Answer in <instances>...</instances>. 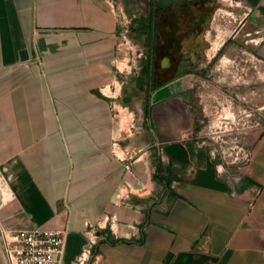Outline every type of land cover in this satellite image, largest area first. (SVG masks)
I'll return each instance as SVG.
<instances>
[{
    "label": "crops",
    "instance_id": "obj_1",
    "mask_svg": "<svg viewBox=\"0 0 264 264\" xmlns=\"http://www.w3.org/2000/svg\"><path fill=\"white\" fill-rule=\"evenodd\" d=\"M122 1L135 17L181 0ZM239 2L264 64V0ZM119 3L0 0V225L64 229L59 264L79 263L91 245L86 264H264V136L240 183L193 151L183 94L195 74L183 61L146 117L125 67ZM140 94L143 130L133 131ZM158 157L172 169L169 188L155 178ZM105 229L144 240L113 244Z\"/></svg>",
    "mask_w": 264,
    "mask_h": 264
},
{
    "label": "rangeland",
    "instance_id": "obj_2",
    "mask_svg": "<svg viewBox=\"0 0 264 264\" xmlns=\"http://www.w3.org/2000/svg\"><path fill=\"white\" fill-rule=\"evenodd\" d=\"M206 8L184 7L168 11L162 19L165 34L182 42L178 56L184 68L195 74L183 94L190 119L184 139L206 151L232 182L240 183L246 181L253 152L264 136V64L252 54V41L246 40L242 27L247 9L239 0H216ZM122 47L130 57V65L125 64L128 74L136 75L145 46L129 34ZM141 94L129 108L134 111L129 117L133 131L143 130Z\"/></svg>",
    "mask_w": 264,
    "mask_h": 264
},
{
    "label": "trees",
    "instance_id": "obj_3",
    "mask_svg": "<svg viewBox=\"0 0 264 264\" xmlns=\"http://www.w3.org/2000/svg\"><path fill=\"white\" fill-rule=\"evenodd\" d=\"M210 2L214 4L216 0H181L180 2L169 4H160L153 1L151 10L147 15L132 17L130 36L137 41H142L145 46L144 56L140 60V70L138 74L133 75L132 79L136 89L145 93V105L143 109L146 117H150L151 115L152 92L167 81L176 77L183 61V57L178 56V51L181 49L182 42L180 40H173L171 36L165 34L162 24L163 17L168 11L179 12L182 11L184 7H189L198 11H206V5ZM165 57L169 59V64L167 66L163 64V58ZM190 71L191 70L186 69V72ZM162 72H166L169 76L160 77ZM130 100L131 98L126 101L129 102ZM190 147L194 151L192 144H190ZM156 164V180L164 182L166 188H169L173 179L170 175L172 172L171 167L167 166L168 173L165 174V167L160 157L157 158ZM246 180H248V178H246ZM103 231L107 232L106 239L113 244L121 241L142 243L144 240V232L141 238H124L112 237L110 231L106 229ZM95 251L96 248L91 245L89 260L92 255H94Z\"/></svg>",
    "mask_w": 264,
    "mask_h": 264
},
{
    "label": "built area",
    "instance_id": "obj_4",
    "mask_svg": "<svg viewBox=\"0 0 264 264\" xmlns=\"http://www.w3.org/2000/svg\"><path fill=\"white\" fill-rule=\"evenodd\" d=\"M117 20L121 44H124L130 34L132 17L120 3L117 5ZM0 238L7 264H59L64 252L66 232L62 228L44 226L9 228L0 225ZM90 252L91 247L77 264H86Z\"/></svg>",
    "mask_w": 264,
    "mask_h": 264
}]
</instances>
